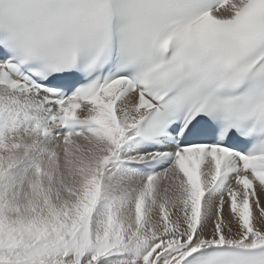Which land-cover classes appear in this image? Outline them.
Instances as JSON below:
<instances>
[{
  "label": "snow or ice",
  "instance_id": "obj_1",
  "mask_svg": "<svg viewBox=\"0 0 264 264\" xmlns=\"http://www.w3.org/2000/svg\"><path fill=\"white\" fill-rule=\"evenodd\" d=\"M0 264H264V0H0Z\"/></svg>",
  "mask_w": 264,
  "mask_h": 264
}]
</instances>
